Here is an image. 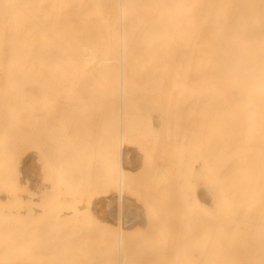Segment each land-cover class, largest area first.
<instances>
[{
  "label": "bare ground",
  "instance_id": "bare-ground-1",
  "mask_svg": "<svg viewBox=\"0 0 264 264\" xmlns=\"http://www.w3.org/2000/svg\"><path fill=\"white\" fill-rule=\"evenodd\" d=\"M179 75H181L180 79H179L180 77ZM128 76H138V78L139 76L140 78H142V76L143 77L146 76V78H150V76H153L152 78H154V76H158L160 78L162 76L161 79L158 78L159 80L157 81L155 80V81L157 82V84H159V86L160 85L162 86L163 91H165L164 89H166V86H167L166 82L168 83V85L170 83L169 86H171V88L173 87L174 89L175 85L172 86L173 84H171L172 79H173L172 77H175L174 81H175V84L177 83V86H179L178 83L180 84V80H181L182 85L180 84V87L176 86L177 87V89L175 87L176 91H179V89L184 88L183 87L184 82L188 86L191 84L190 86L191 89L192 88L194 89L196 86L195 88L196 90L195 89L192 90L193 98H195L194 95H196L195 102H197L198 104L197 107L201 111V117L203 118L202 121L205 122L204 126L208 124L209 133H207L208 131H206L207 133L206 135L210 136L209 138L211 140V145H212L211 154H210V157H211V161H210L211 188H209L208 183H207V186L206 184L205 186L208 187L209 189H206L205 191L206 194L202 195L200 193H197V194H200L201 197L204 196L200 199L201 201H198L200 203L199 205H201L203 209L205 208L204 210L205 212L209 213L208 209L210 210L209 216H207L208 213H206L205 217L207 218L204 217L202 219L204 221V225L202 227L201 243L197 245V248H200L201 251L199 250L195 251L196 254H202V255L200 256L201 258L199 257L200 259H199V262H197V264H264V0H0V264H130L128 263L129 262V259L127 258L128 254L127 256L125 254L127 261H128V262H125L124 258L120 256L121 250H119L120 252L118 251V249H121L123 247L122 245L123 238L126 237L127 234L128 236L130 234V237L131 236L134 237V242H135L136 236L133 235L134 230L136 231L134 234L136 235L137 233V236L138 235L140 236V234H138L140 231L144 232L145 230L147 231L149 230V228L147 229L149 224L145 228L143 224L142 227L144 228V230L140 229L142 227L140 225L141 221L138 219L139 215H137V213L135 214L132 208L130 207V205L127 203V198H126L127 195L129 197L128 200L129 199L131 200L132 198L130 197H132L131 196L132 194L126 195L125 187L129 184L133 176H135L133 177V181L134 183H136L137 181L136 175L140 173L141 169L145 170L146 169L145 165H147L148 163V162L143 163V161L145 160L143 159L142 160L143 165L141 164V168L139 169L138 164L141 162V159L137 153L131 152L129 150L130 148L126 150L124 145L122 146L121 144H119L121 145L119 147V152L118 153L115 152L119 154L118 169L116 167V170H114L115 172L117 171L115 176L117 180L116 182L118 184L116 185L113 184V185H115L116 187L119 186L118 189H120V192H118L119 190H117L119 194L117 193L116 195L115 194L116 192H113L114 194H112V192L110 191L111 189L110 190L107 189L110 187L108 186V184H106L105 194L102 197V200L104 201L100 199L103 203H101L100 201L101 204H98L97 198L96 200H93V202L96 201L97 203H92L93 206L97 204L99 205V206L97 205V207H100V209H102L100 211L103 214L104 213L106 214L108 222H104V221L102 222L101 217L100 219H98L99 218L97 217L98 212L96 211L97 209H94V207L93 209L97 212V213L95 212L96 214L95 217H97V219H94L93 222L89 219V225L91 223L93 224L94 222H96V220H97L96 222L97 224L99 220V223L101 222L103 224L102 228L107 227V230H110L108 228H111L110 237L111 236L114 237L115 240L117 241L116 252L111 250L113 248H108V250L103 248L106 251L103 252L102 250V252L104 253V256H106L105 252L109 253L110 251L111 253L112 251L111 253L112 257L114 255H118L117 253L119 252L120 259L118 257H115L114 261L111 256L110 257L108 256L109 259L108 257L104 259L102 257L103 253L101 251L97 252L96 249L95 251L90 249L94 245L97 248V245L95 241L93 240V239H96V236L94 238L93 235L95 234L96 231H98L96 230V228H98V226L100 228L99 223L97 224L98 226L96 225L93 226V229L95 232L91 235V237H93L91 239V242L93 241L92 246L91 244H87L90 241H87L86 240L87 238L85 239V236L87 237V235L90 237L89 234L87 235L85 234V236L82 234L81 236V235H78L79 233L77 234L76 231L73 230L72 227L74 223L78 222V220H75L78 217L77 216L78 214L76 212V209H74L76 207L72 208L71 205L69 206L74 210L75 213L74 212L73 213L77 214L75 215L77 216L75 219H74V215H72V212L71 214H69L73 216L72 218L69 215H68L69 217L66 216L65 214L63 215V209H64V213L66 210V214H67L70 207H67V206L65 208L64 206L61 207V209L63 208L61 214L64 216V218L66 216L68 220L69 218L73 219L71 223H69L70 222L69 220L68 224L66 223L67 225H65V221L67 218L65 219L63 218L65 220L64 222L62 221L64 223V226H66V229L70 231L66 233L65 227L61 223L62 225L61 224L60 225L64 228L63 231L65 230L64 236L59 235L58 237L57 236L54 237L55 234L58 235V232L60 230L58 231L55 229V232L57 231L56 233H54V231L51 232L49 230V228L52 229L54 225L58 226L57 225L59 224L58 221H57V224H55L54 222L52 223L49 218L48 220L49 222H46L47 224V227H46V224L44 223V221L42 222L41 217H39L41 222L44 223L42 225H45V228L47 229L46 232L48 233V230H49V233H50L49 235L47 236L45 235V237H43L44 229L41 230L42 233L39 231L40 230L39 227L41 226L39 225L40 220L37 218L38 216L35 215L36 218L34 219L38 221L37 223L39 225V227L37 226L38 230H36L35 232L34 231L29 232L28 230L29 226H28L26 229L27 231H25V228L23 229V226L26 227L27 225L21 224L23 222V219L25 220V218L22 219V222H19L17 220L18 225H20L19 231H21L18 234L21 237L15 238V236L13 235V230L15 231L14 229L15 227H11L13 224L11 222L12 218L10 217L9 219V216H13V217L15 216V215H10L12 208H13V211L16 210L17 212V210L20 211V207L18 208L17 206L23 205L21 206L22 208L20 211L21 213L22 210L23 212L25 209H26L25 211H27L28 206L34 207L35 209L37 208L39 209V207L42 206L43 204L39 202L40 203V204L38 203V205H40L39 207L36 206L37 202L35 203L36 204L35 206L32 205L35 202V201H32V198L35 195L34 193H32L33 189L31 190V188H29L31 186L30 184L34 183L33 182L34 180L32 181V183H30L31 182L30 177L28 176V174L30 173V170H27V172L29 171V173L27 174V176L29 177V180L27 179V176H25V178L27 179V180L25 179L27 184L28 183L30 184L29 186L27 184L25 185L28 186L27 189L28 190L30 189L31 192L29 190L26 193L27 189L25 186H24L25 188L24 191L21 190L22 188L21 189L19 188L21 192H20V196L17 192L19 199L17 198L16 200L17 202L16 206H15V203L12 205L11 199H10L11 201L10 203L7 202L8 194L10 195V198H11L10 192L12 189L9 190V193H8L7 186H6L7 184H9L7 182L8 181L7 171H9L8 167L10 165V161H11L13 154L15 153L14 148H16V146H19L18 148L20 150V146H21L19 145V142H18V145H15L13 148V143L17 144L15 142V139L16 141L21 140L20 144H22V136L24 139L25 135L28 132L30 133V130L36 133V131L34 130H36L41 125L40 122L45 124L46 127L52 126V128L51 127L48 128L49 132L50 130L51 131L55 130L54 132L58 134L57 132L59 131H57L56 128H58V130H61L59 125L63 123H61L59 119L61 120L62 117H66V120H68V123H69V121L72 122V117H75V115H77L75 119L77 122L79 121L78 123H81L80 120L82 118H84V120L85 118H87L88 116L87 111L89 110V108L98 109L100 107V109L103 108L102 109L103 111L106 107L111 108L112 113H114L115 115V110L119 109L120 106L121 108H120L119 118L123 122L124 119L122 118H123L124 113L122 110L124 108L123 105L125 103L123 101V95H121V99L119 103L117 104L115 100L116 93L118 90L119 91L121 90L122 93L125 90L128 92L129 87H133L132 89H134L136 85L138 84L140 85L141 83L138 80L131 81L129 79L128 81L127 79L125 80L123 79ZM183 76L184 78L185 76H187V79H186L187 82L186 80H182ZM190 76L194 77L195 81H194V78L192 79ZM169 77L170 79L172 78L171 81H169L170 80ZM117 78H122V79L121 80L119 79L120 80L119 81ZM146 78L144 82L145 81L150 82L151 79H146ZM135 79H137V77H135ZM162 79L163 81H161ZM177 79H178V82H177ZM188 80H190V82ZM156 82H154V85ZM161 82L162 84H160ZM163 82H165L166 86L163 84ZM194 83H195V86L192 85ZM150 85L151 84H149V86ZM148 87H147V83H145V85L143 84V87L142 88L140 87V89L142 92H147L146 90ZM168 88L169 90L173 92L175 91V90H172L170 87ZM187 90H188V87H187ZM86 91H89V93H85ZM163 91H161L162 96L161 97L160 95L158 96L159 94L158 92L157 97L158 99L160 97L161 104L159 106L160 108L162 106L161 111L164 110V113H165L166 105L165 107H163L162 105V103L164 104L162 100L164 97ZM167 92L168 90L164 92V94L166 95ZM96 95L98 99L95 98ZM130 96H132V93ZM166 97L167 95L165 96V98ZM173 98L174 97H172V99ZM147 100H149V98ZM150 102H152V100H150ZM166 102L169 103L167 99L165 101V104H167ZM170 103L174 104V99ZM186 105L187 104L185 103L184 106L187 108ZM156 106L159 107L158 105ZM63 107H65L67 111L63 116L60 114V117H59V113L60 111H62ZM189 107H191V105ZM71 109H73L72 114H71ZM170 109L171 110L169 109L168 110L170 111V115H171V112L173 111L172 105L170 106ZM68 111H69V115H68ZM74 111H75V115L73 114ZM161 111H160V114H162ZM183 111H185V109H183ZM200 111L198 112L200 113ZM55 112L57 113V115ZM101 113L103 112L101 111ZM104 113H105L104 115H106V111H104ZM196 115L197 113L195 109V116ZM124 117H125V114H124ZM197 117L199 116L197 115ZM53 118H55V121L53 120ZM195 118L196 117L192 118V121ZM103 119L105 120V118ZM162 119L164 118H161V120ZM52 120L54 122L57 121V123L55 124L52 123L53 122ZM167 120H169V118ZM58 121L61 124L60 123L58 124ZM122 122H120L121 125L123 124ZM68 123L67 125L64 124L65 129H66V126L69 125L66 129L68 131L67 132L66 130L64 131L66 133H69L70 124L73 126V122L69 124ZM53 124L55 128H53ZM84 124L85 122H83V125ZM55 125H57V127ZM90 126H92V124ZM93 126L97 127L96 125H94V122H93ZM28 127H29V130H25L26 128L28 129ZM31 127H33V129H31ZM75 127L77 130L78 129L77 125H75ZM40 128L41 127H39V129ZM171 128H173V126ZM93 130L95 131V128H93ZM37 131H39L38 134L42 131L45 132L43 129H40V130L37 129ZM53 131H52V134H49L50 136L53 135L54 133ZM139 131L140 130L133 131L135 133L137 132V138H139L138 136ZM33 132H32L33 136L35 135L40 136V138L36 137V139L39 138V141L41 138H42L41 139L42 142L44 139L46 140L45 133H44L45 137H44V134L41 137L42 134L41 135H38L37 133L33 134ZM79 132L81 131L79 130ZM79 132H77L78 133L77 134L78 136L76 137L77 140L76 138H74V136H72V138L69 136L71 141L72 140L77 141L78 146H79L78 137L82 135L81 133L79 136ZM127 132L128 131H126V135H127ZM169 132L170 131H168V135H169ZM62 133L63 132L61 130V135ZM87 133L88 135L90 134L89 132ZM98 133H99V130H97V136H98ZM204 134L205 133H202L203 137H204ZM118 135L122 137L123 134L121 135L120 133ZM33 136H31V139L33 138ZM108 136L109 134H107V137ZM123 137L125 138V136ZM203 137H202L201 142H204ZM94 138L95 136L93 137V139ZM110 138H111V141L114 142L116 137L115 138L110 137ZM169 138H170L169 141H172L171 134ZM148 139L149 138L147 137L146 141ZM153 139L154 138H152V140ZM178 139H176L175 142H177ZM9 140H10V144H12V146L10 147L7 142ZM40 142L37 141V144ZM178 142H180V140ZM178 142L175 143V146L174 145L173 146L178 147L179 145ZM184 142L186 143L187 139ZM6 143L8 145L5 146ZM161 143H163V141ZM168 143L169 142L167 141V144ZM95 144H96V141H95ZM143 144L144 142L142 143V145ZM42 145H44V142L42 143ZM42 145L40 146L41 148H43ZM147 145L150 147L151 143ZM159 145L160 143L158 142L157 150L160 149ZM47 146H46V149L45 148L43 149L45 150L44 154H46L45 155L46 157L50 150L53 151L51 148L50 149L48 148L49 150L48 151ZM148 146L146 148H148ZM173 146L171 144L169 148ZM104 147H106V144ZM177 147L173 148L172 150L174 149H175L174 151H176V149L178 150ZM193 147L195 146L193 145ZM10 148H13L11 149V151L13 152L12 156L10 152H8L9 151L8 149ZM155 149H156V146H155ZM94 150H96V148H94L93 151ZM112 150L114 151V149ZM167 150L170 151V149H167ZM201 150L202 148H200V151ZM27 151H28V153H26L27 155L24 153V156H23L21 151H20L21 156L20 154H17V155H19L20 158L26 157V159H28L29 158L28 154H30L29 153L30 150H27ZM51 151L49 152L50 155L53 154V152L51 153ZM31 152H34V151H31ZM35 152H36V155L35 156L33 155V156L36 158L34 159L32 157V161L33 162L36 161L38 163L37 164L35 162L37 165H40L41 163V166H39V168L41 169V167L43 166V169L45 171L44 167H46L45 166L46 163L43 165L42 164L43 161L41 158H40L41 162H38L39 157L37 158V151ZM186 152L184 153L186 154ZM157 153H162V152L157 151ZM173 153L169 155L171 160H172ZM167 154H169V152ZM167 154L165 153V156H167ZM160 156H164V153L163 155L160 154ZM107 157H108V154H107ZM153 157H152V160H153ZM155 157L159 159V156H155ZM184 157L185 156H183V159ZM15 158L18 159V156ZM50 158H53V157H49L48 159ZM160 158L161 159H159L160 161L158 160V162L163 161L162 166H165L164 164H167V163L164 162L165 161V159H163L164 157H160ZM84 159H85V156L84 158L80 156L81 164L80 162L78 163L81 165V167L80 165L78 166V164H76V168L78 167L79 171H81L84 164H86L84 162ZM98 159H99V156H98ZM28 160L27 161L25 160L26 162L24 163L31 164V158H29ZM22 161L24 160L22 159ZM75 161H76V158H75ZM156 162H154L153 165L154 164L157 165ZM14 163L16 162L14 161ZM169 163L170 164L168 166L170 169L171 162ZM172 163H174L173 160H172ZM30 164H27V165H30ZM95 165L92 163V166H91L92 172L94 169L93 166ZM175 165L176 164H174V166ZM182 165L183 164L181 163V166ZM157 166H159V164ZM22 167L24 166L22 165ZM34 167H33V170H34ZM21 169H19L20 176H21ZM19 170L17 166V169L15 171H17L18 173ZM60 170L62 171V169ZM166 170H167V167H166ZM73 171L69 175H72V173H74ZM82 171L80 174V177L82 176L80 179V182L81 180L82 182L80 184H81V188H85V186L83 187V185H86V184H84L85 178H84V181L82 179L83 178ZM180 171H182V168L180 169ZM10 172L12 173V168L10 169ZM36 172H37L36 169H35V172L32 171L33 174H31V177L32 175H36ZM169 172L170 171H168V175H169ZM171 172L172 174L175 173L174 171H171ZM19 173H18V179H20ZM52 173L53 172L50 173L52 175L51 179L53 177H56L55 173H54V176ZM47 174H49V172H47ZM175 174L177 175L181 173H179V171H176ZM46 175H44V177L50 178L49 176L47 177ZM74 175H75L74 181H76L77 174H74ZM36 176H39V175H36ZM77 176L79 177V175ZM110 176L112 177V175ZM197 176L198 175L195 176L196 179L201 182L202 180L201 176L199 175L200 178ZM40 177H38L39 181L41 180ZM102 177L103 176H101V178ZM111 177H109V174H108V178H106L108 179L107 182L113 179ZM57 178H56V181H57ZM96 178L94 179L95 181H96ZM135 178H136V181H135ZM104 179L105 178H103V181ZM176 179L177 180L179 179L178 176ZM35 180H37V178ZM47 180L48 179H46V182H48ZM91 180L92 179H90V181ZM39 181H38V184H39ZM166 181H165V184H166ZM97 182L98 180L95 182V184ZM36 183L37 182L35 181V184ZM40 183H42V181ZM76 183L77 182H75V184ZM18 184H19V181L17 182V185ZM23 184H24V181H22L21 185ZM45 184L44 186L47 185ZM49 184L52 185L51 183ZM59 184H60V181H59ZM61 184L63 185L62 182ZM92 184L90 185V187L92 186ZM184 185L185 184L183 182V185L181 186L185 187ZM201 185L202 184H199L198 186H201ZM33 186L34 184L32 185V187ZM36 187L39 191L40 190L39 188L41 187L43 188V185L42 186L38 185ZM53 187H55V185ZM62 187L63 189H66L64 186ZM183 187H180V188L183 189ZM45 188L47 187H44V189ZM48 188H49V185H48ZM59 188L61 187H57L55 190L57 191ZM81 188L80 186L77 187V191L78 189H81ZM201 188L203 189L204 186L203 187L201 186ZM37 189L34 188V191H36ZM63 189H62V193L64 192L66 194L67 193L66 191L68 190H63ZM55 190H52V192L54 191L55 193ZM108 190H109V193H107ZM178 190H179V187H178ZM38 191L37 193L39 196L40 192ZM77 191H76L77 194L76 193L75 194L78 195V197H81L80 194H78L80 190L78 192ZM158 191H159V187H158ZM165 191L167 195L166 198L170 200L171 194H172L171 190L168 192V193H171L169 195L170 198L167 194V189ZM29 192L31 193V195ZM50 192L48 195L47 194L48 191L46 192L45 190V194L47 195L49 200L52 201L51 200L52 195L50 194ZM12 193L14 194V192ZM21 193L23 194L22 195L23 197H25L24 195L26 194V197H28L29 199H25L26 197L22 198ZM62 193L61 192L59 193L60 197L63 196ZM17 194L16 195L14 194L12 196V198L14 197L13 199L14 201H15V197L17 196ZM183 194L181 195L183 196ZM43 195H44V192H43ZM68 195H69V192L67 193V195L64 196L63 199L65 200V197H67ZM185 195H187V193ZM38 196L34 198L36 199L38 198ZM45 196H43L44 199L45 198L47 199V197ZM70 196H72V193ZM175 196H177V194H175ZM192 196L193 195H191V198H190V192H189L188 197L190 198V201L192 200ZM39 197L41 198V196ZM78 197L76 196V198ZM179 197L181 198L180 193H179ZM55 198L57 199V197ZM22 199L27 200V201L31 200L30 205L29 203L28 205L25 202L23 203ZM81 199L83 198L81 197ZM45 200H43L42 202L47 203L46 202L47 200L46 201ZM18 201H19V204H18ZM55 201L56 200L54 199V202ZM75 202L77 203L76 200ZM133 202L135 203L134 200ZM70 203L72 202L70 201ZM78 203H81V201H79ZM82 203L78 207V210H77L78 212L80 211V208L83 207ZM89 203L87 204V206H89ZM24 204L26 207L24 206ZM47 204L45 206L43 205L44 210L42 209V211H44V214H45V208ZM92 204L90 203L91 206ZM64 205H66V203H64ZM74 205L75 204H73V206ZM191 205H189V207H191ZM143 206H144V203H143ZM159 206L157 207L156 205L157 208H159ZM166 206H168V203ZM170 206H172L171 203H170ZM58 207L60 208V206ZM186 207L187 205H185V208ZM189 207L187 208L188 210H189ZM9 208H11L10 211H9ZM34 208L32 209L29 208V210L27 211L28 215H27V212H25L26 214L24 213V216L26 215V219H28V216H29V219L31 220V224L36 223L34 222L35 220L32 218L34 216L33 213L40 212L41 216L43 215L41 211V207H40V211L34 210L35 212H32ZM47 208H49L50 210V207H47ZM206 208H208L207 211H206ZM72 209L70 211H72ZM84 209H85V204L80 212L83 213ZM172 209H173V206H172ZM85 210L87 211V209ZM13 211H12V214H16V212H13ZM52 211H53L52 215H50L51 211L50 212L48 211V213L51 217L53 216L54 218V210L52 209ZM91 211H92V208H91ZM166 211H167L166 217L168 220V214H170L168 213V211H170V208L166 207ZM112 212L115 214L114 219L113 217L110 216ZM48 213H47V216H48ZM57 213L55 212V214ZM59 213L58 215H60ZM89 214H91L90 210L87 211L85 214H83V216L87 215L88 217ZM143 214L144 213L141 214L142 217H143ZM163 215H164V220L162 219V224H163V221H165V213ZM193 215H194V211H193ZM193 215L190 217L191 219H193L192 218ZM19 216L17 214V217L20 220L21 218ZM92 216H93V213H92ZM92 216L88 218L92 219L94 217ZM15 218H13L12 220L13 222ZM31 218L33 219V222ZM43 218H44V215L42 216V219ZM45 219H46V216H45ZM55 219L59 220L58 217L57 218L55 217ZM61 219L62 217H60V221ZM81 219H83L81 223L84 222L85 219L88 220L85 217H82ZM81 219H79V221ZM146 219L147 218H145V220ZM7 221L11 222V223L9 222L10 224L9 227H8ZM17 221L15 220L14 223L16 224ZM155 221L158 224L157 220ZM177 222L175 221L174 223L173 221L174 228ZM27 223L29 224L28 220H27ZM86 223L88 224L87 221ZM51 224H52V227H51ZM69 224L71 225L70 230L69 228H67L69 227ZM169 224H170V220H169ZM33 225H30V227ZM36 225L34 226L36 227ZM48 225L50 226L49 228H48ZM60 225L58 226L59 228L58 227L57 228L62 230V227H60ZM13 226H16V228L18 227L17 224ZM34 226L32 227L33 230H34ZM80 227L83 228L84 226L81 225ZM9 228H13V230L10 229L8 232ZM164 228L166 229V227ZM93 229H90V231H93ZM168 229L169 230L171 229L173 233L174 229L170 228V226L167 227V230ZM71 230L73 231L71 232ZM112 230L113 232L111 234ZM16 231L18 232V229ZM63 231L62 233L64 234ZM105 231H106V228H105ZM131 232H132V235H131ZM143 232L141 234L145 235V232L144 233ZM26 233H30L31 235L33 234V236H34V233L37 234V235L35 234L37 237L35 236L33 238L34 248L32 247V244L31 245L29 244L30 246L26 245L27 244L26 239H24ZM172 233L170 236L171 240L173 239ZM21 234H24V236ZM30 234H27L26 237H29V238L33 237ZM38 234H41V237L40 236L38 237ZM154 235L152 234L151 237ZM191 235L193 236V233ZM16 237H19V236H16ZM101 237H98L100 238V242L99 240L98 242L96 241L98 245L101 242H103ZM112 237H111V240H112ZM140 237L142 238V235ZM60 238L61 240L65 239L66 243L65 242L63 243L62 241L59 242ZM126 238L128 239V237ZM138 238L137 240L139 241ZM14 239H16V241H18V239L20 240L21 247H24V252L21 247H19V249H17V247L14 249L15 243H16V242L15 243L13 242ZM23 239H24V244L26 243L25 245L22 244ZM28 239H27V242L31 243L32 238H30L31 241ZM152 239H154V237ZM189 239L190 237L188 238V240ZM83 240L84 241L86 240V242L84 243ZM177 240L174 242L175 245L177 243ZM69 241H71V243ZM104 243H107V246L109 245L108 242L104 241L103 243H101L104 247H106ZM143 243L142 245L140 244L139 246H143L145 244ZM155 244H156V241H155ZM184 244L186 245V243ZM131 245L134 246L133 242L131 243ZM167 245H169L168 242H167ZM86 246L88 247L87 249L85 248ZM26 247H28V253L25 254ZM135 247H136V243H135ZM188 247L190 246L188 245ZM99 248L100 246H98V250ZM131 248L130 250H132ZM137 250H140V249H137ZM137 250H135V252H137ZM149 251H151V249ZM161 251L162 250H160V252ZM168 251L169 249H167V252H166L167 254L169 253ZM146 252H147L146 248L144 252L141 250H140V253L137 252L138 257H136V259L138 262H140L139 259H141V261L144 259L143 254L145 255ZM192 252H194V250H192ZM122 253H125V252L123 251ZM141 253H142L143 259L141 257L139 258ZM155 254H156V251H155ZM176 254L169 256L168 259L164 258L165 256L163 257V254L162 255L159 254V259L155 258V260L153 261H155V263L157 262L156 264H158L159 261H160L159 264L161 262L162 264H164L165 261L168 260L169 263L167 262L166 263L170 264V261H171L170 259L173 258L171 261L172 264L173 263L177 264L179 263L178 260L180 258L177 259L175 262L174 258ZM26 255H27V258H26ZM179 255L180 256L178 257H181L182 259V254L179 253ZM133 256H134L133 259H135L136 254L134 255L133 253ZM154 257H156V255ZM162 257L164 259H162ZM137 261H134V263L136 262L135 264H138ZM153 261L150 260L149 262L148 260L149 264H151V262L153 264L154 263ZM144 263L147 264L146 257H145Z\"/></svg>",
  "mask_w": 264,
  "mask_h": 264
},
{
  "label": "rangeland",
  "instance_id": "rangeland-1",
  "mask_svg": "<svg viewBox=\"0 0 264 264\" xmlns=\"http://www.w3.org/2000/svg\"><path fill=\"white\" fill-rule=\"evenodd\" d=\"M180 76V77H179ZM178 77H179V79L181 78V75H179ZM135 77H137V79H135ZM147 77H149V76H147ZM153 76H150V78H146V76H142V78H143V80H142V78H140V76H139V78H138V76H128V77H125V78H123L124 80L125 79H127L128 81H129V79L132 81V80H138V81H140L141 83H140V85L138 84V85H136L135 87H134V89H132L133 87H129V90H128V92L125 90V91H123V93H122V91L120 90H118L117 91V93H116V96H115V100H116V102H117V104L119 103V101H120V99H121V95H123V101H124V105H123V113L125 114V117H124V114H123V118L122 119H124L123 120V122L121 121V119L119 118V113H120V108H121V106H120V108L119 109H116L115 110V115H114V113H112V109L111 108H105L104 109V111H106V115H104L105 113H104V111L102 110L103 108H101L100 109V107L97 109V108H89V110L87 111V114H88V116H87V118H85V120H84V118H82L81 120H80V122L81 123H78L77 121H76V119H75V117L77 116V115H75V111H74V115H75V117H72V122H73V126L70 124V130H69V133H66L68 130H66L67 129V127L69 126H66V129L64 128V126L65 125H67V123H68V120H66V117H62V119L60 120L59 119V121H61V123H63V124H61L59 121H58V124L60 123L61 125H59L60 126V128H61V130H62V132L64 133H62V135H61V130H58V128H56V130L57 131H59V132H57L58 134H56V132H54L53 130V135L52 136H50L49 134H52V131L50 130V132H49V129L48 128H52V126H45V124H43L42 122H40L41 123V125L39 126V127H41L40 129H43L45 132H40L39 134H38V132L39 131H37V129L38 130H40L39 129V127L36 129V130H34V131H36V133L38 134V135H41V137L43 136V134L45 133L46 134V140L44 139L43 140V142H44V145H42V138L40 139V141H39V138H40V136H37V135H35V136H33L32 135V130H30V133L28 132L26 135H25V137H24V139H23V136H22V144H24V145H22V144H20V141L21 140H17L16 141V139H15V142L17 143V144H14L13 142V148H14V146L15 145H18V142H19V145H21L20 146V150H19V146H16V148H14V154H13V152L11 151V149H13V148H10V149H8L9 151L8 152H10V154H11V156H12V154H13V156H12V158H11V161H10V165H9V171H7V178H8V183L9 184H7L6 186H7V191H8V193H9V190H11V192H10V194H11V198H10V195L8 194V201L7 202H11L10 201V199L12 200V205L15 203V206H16V204H17V202H16V200H17V198L20 196V192H21V190H25V188H24V186L26 187V189L28 188V186H29V184L30 183H32V181L34 182L33 184H34V186L32 187V185L33 184H30L31 186L29 187V188H31V190L33 189V192L32 193H34V195L35 196H33V198H32V201H35L32 205H36L35 203L37 202V205L36 206H40V205H38V203L40 202L41 204H43L44 206L47 204V206H46V208H45V214H44V211H42V209L44 210V206L42 205V206H40L41 207V211H42V214L44 215V218L42 219V216H41V214H40V212H38V211H40V207H39V209L37 208V209H35L34 207H30V206H28L27 208H28V210H29V208L30 209H32V208H34L33 209V211L32 212H35L36 210H38L37 212L40 214V216H39V214L38 213H33L34 214V216L36 215V216H38L37 218L40 220V218L39 217H41V220H42V222L44 221V223L46 224V222H49L48 220H49V218H50V220H51V222L53 223H55V224H57V221H58V223L59 224H57L58 226L62 223L63 224V226H64V219L65 218H67L66 216H68L69 214H71V212H72V215H74V219L75 220H78V222H76V223H74V225H73V230L74 231H76V233L78 234V235H81L82 236V234L85 236V234L87 235V234H89L90 235V237L87 235V237L85 236V239L87 240V241H90V242H88L87 244H91V246H92V243H93V241L91 242V239L94 237L95 238V236H96V239H93L94 241H95V243H96V245H97V248H96V246H95V248H94V246L93 247H91L90 249H92V250H94L95 251V249H96V251L98 252H102V250H103V252L104 251H106V250H108V248H113V249H111L112 251H115L116 252V249H117V241L115 240V238L114 237H112V240H111V237H110V230H111V228H108V229H110V230H107V227H105L106 228V231H105V228L103 227L102 228V226H103V224L101 223H99V220H98V223H99V225H100V228H99V226L96 224V222H97V220H96V222H94L93 224L91 223V221L93 222L94 221V219H97V217H99L98 219H100V217H101V221L103 222H108V219H107V217H106V214L104 213H102L100 210H102V209H100V207H97V205L98 204H101V203H103L102 201H104V200H102V197L104 196V194H105V188H106V184H108V186L110 187V188H107V189H111L110 191L112 192V194H114L113 192H116L115 194L117 195V193L118 192H120V189H118L119 188V186L118 187H116L115 185L116 184H118L116 181V173H117V171L115 172L114 170H116V167H117V169H118V164H119V158H118V156H119V154H117L118 152H119V147L122 145H124V147L126 148V150H128L129 148V150L131 151V152H133V153H137L138 155H139V157H140V159H141V162L138 164V167H139V169L141 168V164L143 165V163H147V165H145V170L144 169H141V171L143 172V174H142V172L140 171V175L138 174V175H136L137 177V181H136V178H135V181H136V183H134V181H133V177H135V176H133L132 178H131V181L129 182V184L125 187V189H126V191H125V193H126V195L127 194H129V195H131L132 197H130V198H132L134 201H135V203L133 202V200L131 199H129L128 200V195H127V203L130 205V207L132 208V210H133V212L136 214L137 213V215H139L138 217V219L141 221V223H140V225H141V227H142V225L144 226V228L148 225V227H147V229L149 228V230H150V232H149V230L147 231V230H145L144 232H145V235H143V234H141L143 231H140L138 234H140V236L142 235V238L139 236V238H138V236H137V233H136V235L134 234L136 231L134 230L133 231V235L134 236H136L135 237V242H134V237L133 236H131L130 237V234H129V236H128V234H127V236L126 237H128V239L126 238V237H124L125 239H126V241H125V239L123 238V241H122V245H123V247H122V245H121V249H118V251L119 250H121V254H120V256L122 257V258H124V261L125 262H128L127 261V258L129 259V262L128 263H130V264H135L134 263V261H137V259H136V257H138V255H137V252H139L140 253V250L141 251H143L144 252V250H145V248H146V251L148 252V254H147V252H146V254L144 255L143 254V257H144V259H143V257H142V253H141V255L139 256V258L141 257L143 260V262L141 261V259H139V261L140 262H138L137 261V263L139 264H141V262H142V264H146V263H144V261H145V257H146V261H147V264H149V262H150V260L151 261H153V260H155V258H157V259H159V254H163V257L164 258H167L168 259V257L169 256H171V255H174V254H176L175 255V258H174V261L176 262V260L177 259H179L178 261H179V263H177V264H185L186 262V264H197V262H199V259L201 258L200 256L202 255V254H196L195 253V251L196 250H199V251H201V249L200 248H197V245H199L200 243H201V233H202V227H203V225H204V221L202 220L204 217H205V215H206V213H208V212H205L204 210H205V208L203 209L202 208V206L201 205H199L200 203L198 202V201H201L200 199L202 198V197H204V196H200V194H202V195H204V194H206L205 193V191H206V189H209V188H211V177H210V161H211V157H210V154H211V140H210V136H208V135H206L207 133H209V127H208V124H206L205 126H204V123L205 122H203L202 120H203V118L201 117V111H200V109L197 107L198 106V104H197V102H195L196 101V95H194L195 96V98H193V92H192V90H194L195 88H196V86H195V83L194 84H192V85H194L195 86V88L193 89H191V84L188 86V85H186V83L184 82V88H181V89H179V91H176L175 90V87L177 86V83L175 84V81H174V79H175V77H172L171 79H172V82H174V83H172L171 82V84H173L172 86H174V89H173V87L171 88V86H169L170 85V83H169V85H168V83L166 82V85H165V82H163V84L166 86V89H164L165 91H163L162 90V86L160 85L159 86V84H157V80H159V79H161L162 78V76L159 78L158 76H154V78H152ZM156 77V78H155ZM177 77V78H178ZM189 77V76H188ZM192 79L194 78V77H192V76H190ZM145 78L146 79H151L150 80V82H144V80H145ZM159 78V79H158ZM166 78V77H165ZM190 78V79H191ZM118 80L120 79H122V78H117ZM142 81H141V80ZM152 79H153V81H152ZM164 79V78H163ZM163 79L161 80V81H163ZM167 79V78H166ZM169 79H170V77H169ZM171 79L169 80V81H171ZM187 79V76H185V78H184V76H183V78H182V80H186ZM119 80V81H120ZM156 80V81H155ZM149 81V80H148ZM152 81V82H151ZM165 81V80H164ZM167 81V80H166ZM189 82H190V80H188ZM194 81H195V78H194ZM154 82H156L155 83V85H154ZM160 82V81H159ZM177 82H178V79H177ZM186 82H187V80H186ZM192 82V81H191ZM145 83H147V87L149 86V84H151L148 88H147V92H142L141 91V89H140V87L142 88L143 87V84L145 85ZM183 83V82H182ZM193 83V82H192ZM157 84V85H156ZM160 84H162V82L160 83ZM180 84H181V80H180ZM180 84L178 83V85L179 86H177V87H180ZM182 85V84H181ZM138 86H139V88H138ZM156 88H155V87ZM158 86V87H157ZM160 87V88H159ZM168 87H170L172 90H175L176 91V93H175V91L173 92V91H171V90H169V88ZM177 87H176V89H177ZM187 87H188V90H187ZM165 88V87H164ZM190 88V89H189ZM136 89H137V91H136ZM145 89H146V87H145ZM159 89V90H158ZM153 90V91H152ZM168 90V92L166 93V95H167V97L165 98V94H164V92H166ZM196 90V89H195ZM161 91H163V95H164V97H163V102H164V104L162 103V105H163V107H165V105H166V107H165V113H164V110H162L161 111V108H162V106H161V108H160V104H161V99H160V97L162 96V93H161ZM182 91V92H181ZM184 91V92H183ZM188 91V92H187ZM119 92H120V94H119ZM157 92V93H156ZM158 92H159V94H158ZM178 92V93H177ZM186 92V93H185ZM85 93H89V91H86ZM131 93H132V96H130L131 95ZM147 93H148V95H147ZM151 93V94H150ZM185 93V94H184ZM156 94V95H155ZM157 94H158V96L160 95V97H159V99H158V97H157ZM168 94H169V96H168ZM188 96H187V95ZM195 94V93H194ZM86 95V94H85ZM147 95V96H146ZM155 95V96H154ZM171 95H172V97H174L173 99H174V104H172V103H170V102H172V97H171ZM186 95V96H185ZM120 96V97H119ZM128 96V97H127ZM98 97H99V95H98ZM145 97V98H144ZM151 97V98H150ZM96 99H98L97 98V95H96V97H95ZM149 98V100H147ZM181 98V99H180ZM183 98H184V100H185V102H184V100H183ZM166 99H167V101H169V103L168 102H166L167 104H165V101H166ZM172 99V100H171ZM150 100H152V102H150ZM128 101H130V102H128ZM187 101V102H186ZM150 102V103H149ZM154 102V103H153ZM193 102V103H192ZM185 103L187 104L186 106H187V108L184 106L185 105ZM169 104H170V106L172 105V109H173V111L171 112V115H170V111L169 110H171L170 109V106H169ZM197 104V105H196ZM153 105H154V107H153ZM156 105H158L159 107H157ZM191 105V107H189ZM96 106V105H95ZM126 107H127V109H126ZM130 109V110H129ZM148 109V110H147ZM169 109V110H168ZM183 109H185V111H183ZM195 109H196V113H197V115L199 116V117H197V115L195 116ZM72 110L73 109H71V114H72ZM66 109H65V107H63V109H62V111H60V113H59V117H60V114L63 116L65 113H66ZM101 111L103 112V113H101ZM111 111V112H110ZM160 111H161V113L162 114H160ZM198 111H200V113L198 112ZM56 113V112H55ZM57 113H58V111H57ZM57 113H56V115H57ZM79 113V112H78ZM93 113V114H92ZM199 113V114H198ZM96 114H98V115H96ZM164 114V115H163ZM192 114H193V116L194 117H196L195 119L197 120H193L192 121V118H194L193 116H192ZM68 115H69V111H68ZM79 115V114H78ZM103 115H104V117H103ZM169 115V116H168ZM67 116V115H66ZM96 117H97V119H96ZM127 117V118H126ZM192 117V118H191ZM56 118V117H55ZM55 118H53V120L55 121ZM57 118H58V116H57ZM56 118V119H57ZM79 118V117H78ZM77 118V119H78ZM81 118V117H80ZM103 118H105V120L103 119ZM161 118H164V119H162L161 120ZM169 118V120H167ZM69 119V118H68ZM171 119H172V121H171ZM200 119V120H199ZM52 120V121H53ZM58 120V119H57ZM199 120V121H198ZM52 122V123H57V121L56 122ZM63 121V122H62ZM65 121H66V123H65ZM105 121H106V123H105ZM126 121V122H125ZM171 121V122H170ZM72 122H70L69 121V123H72ZM77 122V123H76ZM83 122H85V124H86V126H85V124L83 125ZM93 122H94V125H96L97 127H94L93 126ZM120 122H122L123 124L121 125V123ZM68 123V124H69ZM162 123H164V124H162ZM39 124V123H38ZM49 124V123H48ZM54 124H53V128H55L54 127ZM57 124V125H58ZM65 124V125H64ZM79 124V125H78ZM92 124V126H90ZM127 124V125H126ZM145 124V125H144ZM182 126H181V125ZM196 124V125H195ZM45 127H44V126ZM50 125V124H49ZM57 125H55L56 127H57ZM75 125H77V130H76V127H75ZM82 125H83V127H82ZM99 125H100V127H99ZM106 125V126H105ZM120 125V126H119ZM145 127H144V126ZM141 126V127H140ZM169 126H170V128H169ZM173 126V128H171ZM85 127H86V129H85ZM188 127V128H187ZM190 127H192V128H190ZM204 127V128H203ZM64 128V129H63ZM93 128H95V131L93 130ZM98 128V129H97ZM196 128H198V129H196ZM31 129H33V127H31ZM74 129V130H73ZM125 129H126V131H128V132H130V133H128L127 132V135H126V131H125ZM200 129H201V131H200ZM203 129V130H202ZM25 130H29V127H28V129L26 128ZM66 130V132H64ZM79 130L81 131V132H79ZM93 130V131H92ZM97 130H99V133H98V136H97ZM138 130H140L139 131V133H138V136H139V138H137V132L135 133V132H133V131H138ZM175 130H176V132H175ZM181 132H180V131ZM82 131H84V132H82ZM122 131H124V132H122ZM142 131V132H141ZM168 131H170L169 132V135H168ZM206 131H208L207 133H206ZM77 132H79V136H80V134L82 133V135L80 136V137H78V142H79V146H78V143H77V141H71V139H70V137L72 138V136H74V138H76L78 135V133ZM87 132H89L90 134L88 135V133ZM94 132V133H93ZM205 133L204 134V137H203V135H202V133ZM35 132H33V134H36ZM106 133V134H105ZM116 133V134H115ZM121 133V135H122V137L121 136H119L118 134H120ZM125 133V134H124ZM135 133V134H134ZM163 133V134H162ZM179 133H181V134H179ZM188 133V134H187ZM45 134H44V137H45ZM107 134H109V136L107 137ZM152 134H153V136H152ZM170 134H171V139H172V141H169V137H170ZM61 135V136H60ZM104 135V136H103ZM135 135V136H134ZM187 135H189V136H187ZM27 136H28V138H27ZM31 136H33V138L31 139ZM70 136V137H69ZM95 136V138L93 139V137ZM123 136H125V138L123 137ZM155 136V137H154ZM169 136V137H168ZM36 137H39V138H37L36 139ZM104 137V138H103ZM107 137V138H106ZM110 137H116L115 138V140H114V142L113 141H111V138ZM127 137V138H126ZM147 137L149 138L147 141H146V139H147ZM164 137H165V139H164ZM187 137V138H186ZM202 137H203V141L204 142H201L202 141ZM57 138V139H56ZM59 138H61V139H59ZM97 138V139H96ZM121 139V141H120V139ZM122 138H124V139H122ZM132 138H133V140H132ZM152 138H154L153 140H152ZM179 138V139H178ZM27 139V140H26ZM30 140V142H29V140ZM88 139V140H87ZM117 139V140H116ZM135 139V140H134ZM142 139H143V141H142ZM162 139V140H161ZM164 139V140H163ZM166 139H167V141L169 142L168 144H167V141H166ZM176 139H178V141L180 140V142H178L179 143V145H178V150L176 149V151H174V150H172L173 148H176V147H174L175 146V143H177V142H175L176 141ZM186 139H187V142L185 143L184 141H186ZM38 142H40V143H38L37 144V141ZM68 140V141H67ZM76 140H77V138H76ZM80 140V141H79ZM91 140V141H90ZM110 140V141H109ZM112 140H113V138H112ZM145 140V141H144ZM160 140V141H159ZM46 141V142H45ZM95 141H96V144H95ZM106 141V142H105ZM109 141V142H108ZM135 141V142H134ZM151 141V142H150ZM163 141V143H161ZM8 142V144H9V147L10 146H12V144H10V140L9 141H7ZM49 142V143H48ZM90 142H92V143H90ZM144 142V144L142 145V143ZM154 142V143H153ZM158 142L160 143V149L159 150H157V146H158ZM175 142V143H174ZM46 143V144H45ZM81 143V144H80ZM109 143V144H108ZM151 143V145H150V147L147 145V144H150ZM172 144V146L173 147H171V148H169V146ZM7 143L5 144V146L6 145H8ZM32 144V145H31ZM42 145V147L43 148H41L40 146ZM52 144V145H51ZM105 144H106V147H104L105 146ZM119 144H121V145H119ZM167 144V145H166ZM34 145V146H33ZM48 145V146H47ZM81 145H83V146H81ZM101 145V146H100ZM111 145V146H110ZM128 145H129V147H128ZM156 146V149H155V146ZM163 145V146H162ZM185 145H186V147H185ZM193 145L195 146V147H193ZM201 145V146H200ZM45 146V147H44ZM46 146H47V150H48V148L50 149H52L53 151H51V153L53 152V154H51L50 155V151L48 152V154H47V157L45 156L46 154H44L45 153V150H43L44 148L46 149ZM79 148H78V147ZM148 146V148H146ZM167 146V147H166ZM189 146V147H188ZM23 147V148H22ZM108 147V148H107ZM123 147V148H124ZM132 147H134V148H132ZM166 147V148H165ZM17 148H18V150H17ZM38 148H40V149H38ZM94 148H96V150H94L95 151V153H94V151H93V149ZM109 148H111V149H109ZM124 148V149H125ZM133 150H132V149ZM188 148V149H187ZM200 148H202V150L200 151ZM16 149V150H15ZM112 149H114V151L112 150ZM162 149V150H161ZM167 149H170V151L169 150H167ZM27 150H30V154H28V156H29V158H31V164L30 163H27V164H30V165H27L26 163H24V162H26L28 159H26V157H21L20 158V156H21V154H20V151H21V153H22V155L24 156V153L26 154V153H28V151ZM105 150H107V151H105ZM156 150V151H155ZM23 151V152H22ZM31 151H34V152H31ZM35 151H37V158L39 159L38 160V162H41V160H40V158L42 159V164L44 165L45 163V166L46 167H44L45 168V171H44V169H43V166L41 167V169L39 168V166H41V163H40V165H37L38 163L36 162V161H32V157L35 159L36 157H34L35 155H36V152ZM103 151V152H102ZM157 151H161L162 153H157ZM187 151V152H186ZM113 152V153H112ZM115 152H117V153H115ZM141 154H140V153ZM169 152V154H167ZM173 153V155H172V160L174 161V163H172V160H171V158L169 157V155L170 154H172ZM176 152V153H175ZM184 152H186V154H187V156H186V154L184 153ZM33 153V154H32ZM38 153H39V155H38ZM47 153V152H46ZM111 153V154H110ZM163 153H164V156H160V154L161 155H163ZM165 153L167 154V156H165ZM17 154H20V156L19 155H17ZM107 154H108V157H109V155H110V157L108 158L107 157ZM153 154V155H152ZM157 154V155H156ZM27 155V154H26ZM34 155V156H33ZM42 155V156H41ZM49 155V156H48ZM152 155V156H151ZM18 156V159H16L15 157H17ZM80 156L82 157V158H84V156H85V159H84V162L86 163V164H84V166L82 167V170H83V168H84V170L82 171L81 169V171H82V173H83V181H84V178H85V182H84V184H86V185H83V187L85 186V188H81V182H82V180H81V182H80V179H81V177H80V174H81V171H79L78 169V167L76 168V164H78V166L81 164V162H80ZM94 158H93V157ZM98 156H99V159H98ZM143 156H144V158H143ZM146 156V157H145ZM154 156V157H153ZM155 156H159V159H161L160 157H164L163 159H165V161L164 162H166L167 164H164L165 166H162V163H163V161L162 162H158V160L159 159H157V157H155ZM183 156H185L184 157V159H183ZM13 157H14V159H13ZM49 157H53V158H50V159H48ZM152 157H153V160H152ZM173 157H174V159H173ZM177 157H178V159H177ZM75 158H76V161H75ZM106 158V159H105ZM154 158H156V159H154ZM167 158V159H166ZM170 158V159H169ZM176 158V159H175ZM182 158V159H181ZM21 159V160H20ZM22 159L24 160V161H22ZM33 159V160H34ZM108 159V160H107ZM117 159V160H116ZM143 159H145L144 161H143V163H142V160ZM26 160V161H25ZM37 160V159H36ZM53 160V161H52ZM69 160V161H68ZM82 160V159H81ZM94 160V161H93ZM152 160V161H151ZM155 160V161H154ZM181 162H180V161ZM14 161L16 162V163H14ZM29 161V160H28ZM157 161V162H156ZM160 161V160H159ZM175 161H176V163H175ZM30 162V161H29ZM37 164H36V163ZM48 162H49V164H48ZM78 162H80V164L78 163ZM152 162V163H151ZM154 162H156V164L158 165L159 164V166H157V165H153V163ZM169 162H171V165H170V169H169ZM23 163V164H22ZM35 163V164H34ZM92 163L95 165V166H93V172H92ZM108 163V164H107ZM160 163H161V165H160ZM181 163L183 164L182 166H181ZM199 163V164H198ZM116 164H117V166H116ZM174 164H176L175 166H174ZM22 165L24 166V167H22ZM33 165V166H32ZM37 165V166H36ZM167 165V166H166ZM180 165V166H179ZM17 166H18V170L19 169H21V167H22V169H21V176H20V170L18 171V173H19V177H20V179H18V173H17V171H15L16 169H17ZM35 166V167H34ZM72 166V167H71ZM74 166H75V168H74ZM111 166H112V168H111ZM147 166V167H146ZM153 166V167H152ZM162 166V167H161ZM176 166H177V168H176ZM32 167V168H31ZM33 167H34V170H33ZM80 167H81V165H80ZM99 167V168H98ZM161 167V168H160ZM166 167H167V170H166ZM172 167V168H171ZM197 167V168H196ZM12 168V173L10 172V169ZM24 168V169H23ZM48 170H47V169ZM110 168H111V170H110ZM182 168V171H180V169ZM35 169H36V175H39V176H36V175H32V177H31V174H33L32 173V171L33 172H35ZM38 169V170H37ZM60 169H62V171L60 170ZM194 169V170H193ZM26 172H25V171ZM27 170H30V173H29V171L27 172ZM74 170V171H73ZM104 170V171H103ZM179 171V173H181V174H175L176 173V171ZM23 171V172H22ZM39 171H40V173H39ZM42 171H43V173H42ZM74 172V173H72V175H69V174H71V172ZM92 173H91V172ZM168 171H170L169 172V175H168ZM171 171H174L175 173H173L172 174V172ZM24 172H25V174H24ZM47 172H49V174H47ZM51 172H53L52 174H53V176H54V173H55V176L56 177H53L52 179H51V177H52V175L50 174ZM79 172V173H78ZM96 172H98V173H96ZM107 172H108V174H109V177H111L110 175H112V177L111 178H113L112 180H109V182H107V180L108 179H106V178H108V174H107ZM152 172V173H151ZM165 172H167V173H165ZM205 172V173H204ZM30 175H29V174ZM39 173V174H38ZM192 173H193V175H192ZM207 173H208V175H207ZM24 174V175H23ZM27 174H28V176L30 177V183H28L27 184V182H26V180L28 179L29 180V177L27 176ZM35 174V173H34ZM42 174V175H41ZM47 174V175H46ZM74 174H77V175H79V177L76 175V181H74L75 180V178H74ZM91 174H92V176H91ZM107 176H106V175ZM114 174V175H113ZM142 174V175H141ZM152 176H151V175ZM153 174H154V176H153ZM157 174V175H156ZM24 177H23V176ZM40 175H41V177H40ZM44 175H46L47 177L49 176L50 178H46V177H44ZM173 175V176H172ZM179 175H180V177H179ZM196 175H198L197 177H199V175L201 176V178H202V180H201V182L199 181V180H197L196 179V177L195 176ZM25 176H27V179L25 178ZM34 176H36V177H34ZM101 176H103L102 178H101ZM115 178H114V177ZM141 176V177H140ZM150 176V177H149ZM177 176H178V180L176 179L177 178ZM193 176V177H192ZM38 177H40V181H39V178ZM58 177V178H57ZM91 177H93V178H91ZM97 177V178H96ZM98 177H99V179H98ZM140 179H139V178ZM167 177V178H166ZM169 177V178H168ZM23 178V179H22ZM37 178V180L39 181V184H38V181L37 180H35ZM56 178H57V181H56ZM74 178V179H73ZM96 178V181L98 180V182L95 184V179ZM103 178H105L104 179V181H103ZM182 178V179H181ZM200 178V177H199ZM26 179V180H25ZM46 179H48L47 181L48 182H46ZM79 179V180H78ZM90 179H92L91 181H90ZM110 179V178H109ZM139 179V180H138ZM166 179H167V181H166ZM194 179H195V181H194ZM10 180V181H9ZM50 180H51V182H50ZM52 180H54L55 181V183H54V181H52ZM60 181V184H59V181ZM106 180V181H105ZM143 180H144V182H143ZM11 181H12V183H11ZM19 181V184L17 185V182ZM21 181V182H20ZM22 181H24V184L23 185H21L22 184ZM35 181L37 182L36 184H35ZM42 181V183H44L46 186H44V184H42V183H40ZM74 181V182H73ZM139 181V182H138ZM140 181H141V183H140ZM165 181H166V184H165ZM171 181V182H170ZM190 181V182H189ZM29 182V181H28ZM57 182H58V184H57ZM61 182L63 183V185L61 184ZM75 182H77L76 184H75ZM79 182V183H78ZM159 182V183H158ZM183 182H184V186L185 187H183V186H181V185H183ZM195 182V183H194ZM203 182H205V183H203ZM49 183H51L52 185H50ZM92 183H94V184H92ZM182 183V184H181ZM202 184L201 186L203 187L204 186V188L202 189L201 188V186H198L199 184ZM207 183H208V186H209V188L208 187H206L207 186ZM25 184H27V185H25ZM55 185V187H53L54 185ZM92 184V186L90 187V185ZM100 184H101V186H100ZM113 184H115V185H113ZM161 184V185H160ZM204 184V185H203ZM205 184H206V186H205ZM19 185H20V187H19ZM42 186L43 185V188L41 189V188H39L40 190L38 191V189H37V187L36 186ZM48 185H49V188H48ZM60 185V186H59ZM77 185H79L80 186V188L81 189H78V191L80 192H78L77 191V187H79V186H77ZM153 185V186H152ZM160 185V186H159ZM173 185V186H172ZM10 188H9V187ZM62 186H64L66 189H63V187ZM198 186V187H197ZM44 187H47V188H45L44 189ZM57 187H61V188H59L57 191L55 190ZM87 187V188H86ZM97 187H98V189H97ZM158 187H159V191H158ZM162 187H163V189H162ZM178 187H179V190H178ZM180 187H183V189L185 190V192H184V190L183 189H181ZM21 190H20V189ZM24 188V189H23ZM34 188L35 189H37L36 191H34ZM161 188V189H160ZM170 188V189H169ZM201 188V189H200ZM51 189V190H50ZM62 189L63 190H68V191H66L67 193L69 192V195L67 196V197H65V200L63 199L64 198V196L65 195H67V193L65 194L64 192L62 193ZM123 189H124V187H123ZM167 189V194H168V196L171 194V199L169 200L168 198H166V190ZM181 189V190H180ZM198 189V190H197ZM30 190V189H29ZM28 189H27V191H26V193L29 191ZM31 190H30V192H31ZM45 190H46V192L48 191V195H49V192L51 191L52 192V190H55V193H54V191L51 193L50 192V194L52 195H50L51 197V200L52 201H50L49 200V198L47 197V195L45 194ZM50 190V191H49ZM59 190H60V192L63 194V196H61L60 197V192H59ZM78 192V194H80V196L83 198V199H81V197H78V195H76L77 193H76V191ZM81 190H83V191H81ZM109 190H108V192L107 193H109ZM113 190V191H112ZM117 190H119L118 192H117ZM171 190V193H168L169 191ZM37 191L38 192H40V194H39V196H41V198L38 196V193H37ZM173 191H174V193H173ZM180 191V192H179ZM183 191V192H182ZM199 191H201V192H199ZM204 191V192H203ZM12 192H14V194L16 195L17 194V192H18V194H19V196H18V194H17V196L15 197V201L13 200L14 199V197L12 198V196L14 195ZM29 192V193H30ZM43 192H44V195H43ZM189 192H190V198H191V195H193L192 196V200L190 201V198L188 197V194H189ZM24 193V192H23ZM37 195H36V194ZM71 193H72V196H70L71 195ZM76 193V194H75ZM179 193H180V196H181V198L179 197ZM184 193V194H183ZM187 193V195H185ZM197 193H200V194H197ZM13 194V195H12ZM61 194V195H62ZM119 194V193H118ZM175 194H177V196H175ZM181 194H183V196L181 195ZM23 194L21 193V196H22ZM28 195V194H27ZM30 195H31V193H30ZM46 195V196H45ZM57 195V196H56ZM75 195V196H74ZM165 195V196H164ZM25 197H26V194L24 195ZM38 196V198H34V197H37ZM43 196H45V197H47V201L44 199V197ZM76 196L78 197V198H76ZM164 196V197H163ZM185 196V197H184ZM200 198H199V197ZM25 197H23L22 196V198H25ZM30 197H32V196H30ZM55 197H57V199L55 198ZM59 197H60V199H59ZM134 197V198H133ZM158 197V198H157ZM183 197V198H182ZM96 198H97V201H98V204L97 205H95V206H93V204L92 203H97L96 201H94L93 202V200H96ZM99 198V199H98ZM137 198V199H136ZM169 198H170V196H169ZM19 199V198H18ZM25 199H29L28 197H26ZM34 199V200H33ZM54 199L56 200L55 202H54ZM89 199V200H88ZM102 201H101V200ZM116 199V198H115ZM187 200V201H185V200ZM24 199H22V202L24 203H26L27 205H28V203H29V205H30V201L28 202L27 200H24ZM43 200H45L47 203H45V202H42ZM49 200V201H48ZM61 200V201H60ZM73 200H74V202H75V200L77 201V203L75 202H73ZM84 200V201H83ZM88 200V201H87ZM14 201V202H13ZM27 201V202H26ZM70 201L72 202V203H70ZM79 201H81V203H82V201H83V203H82V205H83V207H84V204H85V209H87V211H89L90 210V213L91 214H89V216L88 217H90V216H92V213H93V216L95 217L96 216V214H95V212L97 211L98 212V216L97 217H93L92 219L91 218H88L87 217V215H84L83 216V214H85L87 211L84 209L83 210V213L82 212H80L81 210H82V208L83 207H81L80 208V211L78 212L77 210H78V207H79V205H81V203H78ZM92 201V202H91ZM100 201H101V203H100ZM169 201H171V202H169ZM20 202H21V200H20ZM49 202H50V204H49ZM52 202H54V203H52ZM60 202V203H59ZM66 203V205H64V203ZM92 204V206L90 205V203ZM138 202V203H137ZM166 202V203H165ZM184 202V203H183ZM187 202H188V204H187ZM39 203V204H40ZM57 203V204H56ZM63 203V204H62ZM89 203V206H91V207H89V206H87V204ZM139 204V205H137V204ZM143 203H144V206H143ZM165 203V204H164ZM167 203H168V206H166L167 205ZM170 203L172 204V206H173V209H172V206H170ZM18 204H19V201H18ZM55 204V205H54ZM62 204V205H61ZM73 204H75L74 206H73ZM114 204V203H113ZM176 204V205H175ZM182 204V205H181ZM187 205V207L185 208V205ZM192 204V205H191ZM11 205V204H10ZM49 205V206H48ZM54 205V206H53ZM69 205H71L72 206V208L73 207H76V208H74V209H76V212H77V214H74L75 212H74V210L69 206ZM156 205H157V207L159 206V208H157L156 207ZM164 206V208H163V206ZM189 205H191V207H189ZM15 206H14V208H15ZM21 206H23V205H21ZM21 206H17L18 208L20 207V211H21ZM24 206H25V204H24ZM53 208H52V207ZM58 206H60V208L58 207ZM62 206H64V208L67 206V207H70V209H69V211L72 209V211H68V213L66 214V210H65V213H64V209H63V215L65 214L66 216H65V218H64V216L61 214L62 213V209H61V207ZM99 206V205H98ZM141 206H142V208H141ZM170 206V207H169ZM177 206H178V208H177ZM10 207V206H9ZM12 207V206H11ZM26 207V206H25ZM47 207H50V210H49V208H47ZM55 207V208H54ZM88 207H89V209H88ZM93 207H94V209H97L96 211L93 209ZM164 209H162V208ZM166 207L167 208H170V211H168V213H170V214H168V220H167V217H166V213H167V211H166ZM189 207V210L187 209ZM208 207V206H207ZM24 208V207H23ZM54 210V218H53V216L51 217L50 215H52L53 213V211H52V209ZM91 208H92V211H91ZM99 208V209H98ZM145 208H146V210H145ZM194 208H195V210H194ZM209 208V207H208ZM208 208H206V211H207V209ZM68 209V208H67ZM142 209H143V211H142ZM172 209V210H171ZM191 209H192V211H191ZM11 210V208H9V211ZM26 210V209H25ZM24 210V212H23V210H22V214L20 213V211L19 210H17V212H16V210L15 211H13V208H12V211L13 212H16V214H12V211H11V213H10V215H15L16 216V218H15V216L13 217V216H9V219H10V217L12 218L11 219V222L13 223L12 224V226L11 227H15L14 229H15V231L13 230V228H9L8 229V232H9V230L10 229H12L13 230V235L15 236V238H20L21 236L18 234L19 232H21V231H19V227H20V225H18V221L19 222H22V219L23 218H25V220L23 219V222L21 223L22 225L24 224H26L27 226L25 227V226H23V229L25 228V231H27L26 229H27V227L29 226L30 227V225H36V227L38 226L39 227V225H41L40 227H39V231L41 232V230H43L44 229V231H43V234H44V236H43V234H42V236L43 237H45V235L47 236V235H49L50 233H49V230L52 232V231H54V233H56L55 232V229L56 230H60L59 232H58V235H54V237L55 236H59V235H62V236H64L65 235V230L63 231V227L60 225V227H62V230L61 229H58L59 227L58 226H55L54 225V227L52 228V229H54V230H52V229H50L49 227V225H48V228H49V230H48V233L46 232L47 231V229L45 228V225H42V224H44V223H42L41 222V220L39 221V225H38V221L37 220H35L34 218H36V216L34 217H32L35 221L34 222H36V223H32L31 224V220L29 219V216H28V219H26V215L24 216V213L25 212H27V211H25ZM35 210V211H34ZM47 210V211H46ZM60 210V211H59ZM93 210H94V212H93ZM48 211L50 212V215H49V213H48ZM84 211H86V212H84ZM149 211V212H148ZM166 211V212H165ZM193 211H194V215H193ZM208 211H209V213H210V210L208 209ZM20 214H19V213ZM55 212L57 213H59L60 215H58V213L57 214H55ZM74 212V213H73ZM96 212V213H97ZM144 213L143 214V217H142V213ZM179 212V213H178ZM183 212V213H182ZM190 212V213H189ZM205 212V213H204ZM30 213V212H29ZM47 213H48V216H47ZM82 213V214H81ZM101 213V214H100ZM165 213V221H163V224H162V219L164 220V214ZM209 213L207 214V216H209ZM17 214H18V216L19 215H21V216H19L21 219L19 220V218L17 217ZM26 214V213H25ZM38 214V215H37ZM80 214V215H79ZM88 214V213H87ZM103 214V215H102ZM151 214V215H150ZM188 214V215H187ZM27 215H28V212H27ZM62 215V216H61ZM75 215H77V216H75ZM102 215V216H101ZM104 215H105V217H104ZM114 213L112 212V214L110 215L111 217H113V219H114ZM146 215V216H145ZM147 215H149V216H147ZM193 215V219H191L190 217ZM24 216V217H23ZM31 216H32V214H31ZM45 216H46V219H45ZM69 216H71V215H69ZM68 216V217H69ZM109 216V217H110ZM144 216H145V218H147L146 220H145V218H144ZM173 216V217H172ZM176 216V217H175ZM55 217L57 218L58 217V219L59 220H56L55 219ZM60 217H62V219H61V221H60ZM73 216H71V218H72ZM82 217H85V218H87L88 220H86L85 219V221L84 222H82V223H84V224H82L81 223V221H83V219H81ZM104 217V218H103ZM108 217V218H109ZM163 217V218H162ZM13 218H15L14 219V222H15V220L17 221L16 222V224H17V228H16V226H13V225H16L12 220H13ZM31 218V219H32ZM71 218H69V220H70V222H69V220H68V218L66 219V221H65V225H67L68 224V222L69 223H71L72 222V220L73 219H71ZM151 218H152V220H151ZM173 218V219H172ZM176 220H175V219ZM179 218V219H178ZM205 218H207V217H205ZM33 219H32V222H33ZM79 219H81L80 221H79ZM89 219L91 220L90 221V225H89ZM27 220L29 221V224L27 223ZM53 220V221H52ZM56 220V221H55ZM68 220V221H67ZM105 220H107V221H105ZM142 220H143V222H142ZM155 220H157V222H158V224L156 223V221ZM169 220H170V224H169ZM63 221V222H62ZM86 221L88 222V224L86 223ZM173 221H174V223H175V221L177 222L176 223V225H175V228H174V226H173ZM191 221V222H190ZM8 222V221H7ZM10 222V221H9ZM9 222H8V227L10 226V224H9ZM10 222V223H11ZM26 222V223H25ZM50 222V223H51ZM73 222H75V221H73ZM172 222V223H171ZM197 222V223H196ZM67 223V224H66ZM79 223H81V224H79ZM155 223V224H154ZM166 223V224H165ZM20 224V223H19ZM73 224V223H72ZM171 224H172V226H171ZM180 224V225H179ZM186 224H188V225H186ZM33 225V226H34ZM82 225V226H84L83 228L82 227H80V226ZM94 225H96V226H98V228H96V230H98V231H94V229H93V226ZM157 225V226H156ZM167 225V226H166ZM178 225V226H177ZM33 226H31L30 228L28 227V230H29V232H31V231H36V230H38V227L36 228L35 226H34V230H33ZM87 226H88V228H87ZM91 226H92V228H91ZM95 226V227H96ZM154 226V227H153ZM168 226H170V228H172V229H174V231H173V233H172V230L170 229H168L167 230V227ZM188 226H189V228H188ZM22 227V226H21ZM46 227H47V224H46ZM51 227H52V224H51ZM58 227V228H57ZM65 227V229H66V226H64ZM74 227H75V229H74ZM76 227H78V228H76ZM153 227V228H152ZM164 227H166V229L164 228ZM36 228V229H35ZM42 228V229H41ZM67 228H69V230H70V228H71V225L69 224V227H67ZM82 230H81V229ZM137 228H139V227H137ZM136 228V229H137ZM144 228L142 227V228H140V229H142V230H144ZM178 228H179V230H178ZM185 228V229H184ZM191 228V229H190ZM18 229V232L16 231ZM20 229H22V228H20ZM30 229H32V230H30ZM77 229H78V231H77ZM86 229V230H85ZM90 229H93V231H90ZM164 229H165V231H164ZM181 229V230H180ZM190 229V230H189ZM11 230V231H12ZM73 230H71V232L73 231ZM139 230V229H138ZM152 230H153V232H152ZM188 230V231H187ZM23 231V230H22ZM38 231V232H39ZM62 231L64 232V234L62 233ZM87 231H88V233H87ZM108 231V232H107ZM37 232V233H38ZM68 232H70V231H68V229H66V233H68ZM95 232V234L93 235V237H91V235L93 234ZM112 232H113V230L111 231V234H112ZM138 232V231H137ZM143 232V233H144ZM152 232V233H151ZM181 232V233H180ZM184 232V233H183ZM190 232V233H189ZM23 233H25V232H23ZM42 233V232H41ZM61 233V234H60ZM171 233H172V237H173V239L171 240V238H170V236H171ZM193 233V236L191 235ZM195 233V234H194ZM16 234V235H15ZM27 234H30V233H26L25 234V237H24V239H26V245H28V246H30L31 244H32V247H33V238L37 235L36 233H34V236H33V234L31 235V236H33V237H30V238H32V242L31 243H28L27 242V239L29 238V237H26V235ZM36 234V235H35ZM53 234V233H52ZM148 234V235H147ZM154 235V236H152L151 237V235ZM175 234V235H174ZM21 235H23L24 236V234H21ZM102 237H101V236ZM103 235H105L106 236V238H105V236H103ZM107 235H108V237H107ZM131 235H132V232H131ZM158 235V236H157ZM168 235V236H167ZM184 235V236H183ZM186 235H188V236H186ZM16 236H19V237H16ZM41 237V234H38V237ZM182 236V237H181ZM195 236V237H194ZM37 237V236H36ZM98 237H101V239L103 240V242L105 241V242H108V246H107V243H104V245L107 247H104L101 243H103V242H101L99 245L97 244V242H98V240H99V242H100V238H98ZM145 237V238H144ZM154 237V239H152ZM163 237V238H162ZM166 237H168V238H166ZM184 237H186V238H184ZM190 237V241L188 240V238ZM192 237V238H191ZM23 238V237H22ZM21 238V239H22ZM28 239V240H30L31 241V239ZM105 238V239H104ZM108 238V239H107ZM110 238V239H109ZM137 238L139 239V241L137 240ZM144 238V239H143ZM150 239V241H149V239ZM184 238V239H183ZM24 239H23V245H25L24 244ZM42 239V238H41ZM40 239V240H41ZM56 239V238H55ZM159 239H161V240H159ZM178 239V240H177ZM86 240L84 241V243L86 242ZM107 240V241H106ZM137 240V241H136ZM169 240H170V242H169ZM177 240V243H176V245L174 244V242ZM182 240V241H181ZM186 240H187V242H186ZM29 241V242H30ZM57 241H58V239H57ZM65 242L66 243V241H65V239H63V240H61V238H60V241L59 242ZM80 241V240H79ZM97 241V242H96ZM141 241H142V243L144 244V245H146V246H139L140 244L142 245V243H141ZM155 241H156V244H155ZM13 242L15 243V247H14V249L17 247V249H19V247H21V243H20V240L18 239V241H16V239H14L13 240ZM55 242H56V240H55ZM70 243H71V241H69ZM128 242V243H127ZM129 242H133V244H134V246H132L131 245V243H129ZM152 242H153V244H152ZM167 242L169 243V245H167ZM179 242V243H178ZM182 242V243H181ZM186 243V245L184 244V243ZM191 242V243H190ZM18 243H19V245H18ZM58 243V242H57ZM68 243V242H67ZM124 243V244H123ZM127 243V244H126ZM135 243H136V247H135ZM137 243H138V245H137ZM30 244V245H29ZM126 244V245H125ZM164 245V246H163ZM188 245L190 246V247H188ZM63 246H64V244H63ZM98 246H100V248H99V250H98ZM103 246V247H102ZM129 246V247H128ZM131 246H132V248H131ZM138 246V247H137ZM187 246V247H186ZM65 247H67V246H65ZM89 247H90V245H89ZM165 247H167V248H165ZM169 247H171V248H169ZM174 247V248H173ZM180 247V248H179ZM22 249H23V252H24V247H21ZM34 248V247H33ZM86 249L88 248L87 246L85 247ZM102 248V249H101ZM103 248H105V249H103ZM127 248H128V250H127ZM130 248L132 249V250H130ZM144 248V249H143ZM148 248H150L151 249V251H149L150 249H148ZM160 248V249H159ZM36 249V248H35ZM123 249V250H122ZM137 249H140V250H137ZM143 249V250H142ZM148 249V250H147ZM167 249H169V253L167 254L166 252H167ZM187 249H188V251L190 252H188L187 251ZM21 250V249H20ZM20 250H18V251H20ZM33 250V249H32ZM37 250V249H36ZM135 250H137V252H135ZM160 250H162L161 252H160ZM170 250H171V252H170ZM172 250H173V252H172ZM192 250H194V252H192ZM17 251V250H16ZM22 251V250H21ZM112 251H111V253H112ZM125 252V253H122V252ZM128 251V252H127ZM153 251V252H152ZM155 251H156V254H155ZM35 252V251H34ZM102 252V253H103ZM119 252L117 253L118 255H114L113 257L111 256V253H110V251H109V253H110V255H109V253L107 252H105V255L106 256H104V253H103V258L105 259L106 257H112L113 258V261H114V258L115 257H120L119 256ZM150 252V253H149ZM26 253H28V247H26L25 248V254ZM133 253H134V255L136 254V256H135V259H133L134 258V256H133ZM152 253H153V255L155 256L156 255V257H154L153 255H152ZM165 253V254H164ZM172 253H174V254H172ZM179 253L180 254H182V259H181V257H178V256H180L179 255ZM184 253V254H183ZM31 254H32V252H31ZM124 254V255H123ZM125 254H126V256H127V254H128V257L126 258V256H125ZM35 255V254H34ZM131 255V256H130ZM150 255H151V257H150ZM157 255H158V257H157ZM160 255V256H161ZM124 256V257H123ZM177 256V257H176ZM109 257H108V259H109ZM130 257V258H129ZM149 257V258H148ZM162 257V259H164ZM200 257V258H199ZM25 258V257H24ZM26 258H27V255H26ZM112 258H111V260H112ZM171 258V257H170ZM120 259V258H119ZM156 259V260H157ZM161 259V258H160ZM173 259V258H172ZM172 259H170L171 261H172ZM117 260V259H116ZM132 260V261H131ZM148 260H149V262H148ZM166 260V259H165ZM182 260V261H181ZM170 261V264H172V262ZM154 263L153 264H156L155 263V261H153ZM160 262V261H159ZM159 262H158V264H159ZM169 263V261L167 260V261H165V263L164 264H167V263ZM189 262V263H188ZM151 264H152V262H151ZM160 264H162V262L160 263ZM174 264V263H173Z\"/></svg>",
  "mask_w": 264,
  "mask_h": 264
}]
</instances>
